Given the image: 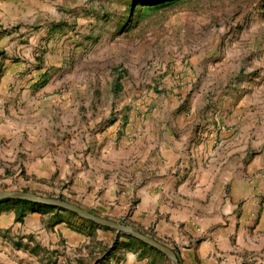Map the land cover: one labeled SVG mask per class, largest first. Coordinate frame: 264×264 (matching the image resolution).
Instances as JSON below:
<instances>
[{"label":"rangeland","instance_id":"374dc122","mask_svg":"<svg viewBox=\"0 0 264 264\" xmlns=\"http://www.w3.org/2000/svg\"><path fill=\"white\" fill-rule=\"evenodd\" d=\"M9 1L0 0V98L6 107L24 91L44 88V98L70 111L78 108L75 134L89 136L91 143L98 135H193L206 163L227 158V151L245 144L251 154L236 151L232 160L243 164L264 151V0H73L51 23L40 21V11L9 10ZM62 39L71 53L61 66L54 65L50 48L55 51ZM63 68L69 74L56 80ZM10 114L8 109L4 116ZM45 114L54 116L47 109ZM60 129L55 133L62 134ZM184 164L174 167L177 187L189 174L182 171ZM240 172L253 185L264 176V168L248 172L240 167ZM67 185L51 183L47 190L0 186V192L71 202L64 192ZM137 204L133 201L119 217L90 212L133 228L131 211ZM35 206L5 199L0 216L14 211L16 221L23 222L30 213H45L51 215V228L67 223L90 238L76 252L49 256L46 264H58L59 258L60 264H120L128 253L149 257L151 264H172L126 234L63 209ZM191 222L197 226L199 217ZM138 232L154 239L147 231ZM12 244L44 253L33 239Z\"/></svg>","mask_w":264,"mask_h":264},{"label":"crops","instance_id":"0c3cea01","mask_svg":"<svg viewBox=\"0 0 264 264\" xmlns=\"http://www.w3.org/2000/svg\"><path fill=\"white\" fill-rule=\"evenodd\" d=\"M7 4L11 11H40V21L51 23L52 16L73 6V0H11ZM67 43L62 39L55 51L50 48L54 65L61 66L71 53ZM65 74L68 68L56 80ZM45 90L28 89L10 107L0 98V186L47 190L51 183L55 188L68 183L64 192L73 199L71 203L109 217L123 215L137 201L130 225L174 249L180 264L264 263V176L254 185L240 176V167L248 172L264 168V151L243 164L232 160L236 151L251 154L245 144L228 149L227 158L223 155L206 163L204 151L195 149L193 135H98L91 143L89 136L75 134L78 108L70 111L52 97L44 98ZM8 109L9 118L4 116ZM46 109L54 116L45 114ZM59 127L71 135L55 133ZM190 157L197 159L192 162ZM177 163H185L182 171L189 173L178 187ZM196 216L197 226L191 222ZM50 218L33 212L17 222L14 211L1 215L0 247L1 243L5 247L0 249V264H46L49 256L55 259L60 251L70 254L90 244L86 233L75 226L57 222L51 228ZM18 239L35 240L44 253L13 247L12 241ZM151 260L128 253L120 264H151Z\"/></svg>","mask_w":264,"mask_h":264},{"label":"water","instance_id":"95a60500","mask_svg":"<svg viewBox=\"0 0 264 264\" xmlns=\"http://www.w3.org/2000/svg\"><path fill=\"white\" fill-rule=\"evenodd\" d=\"M5 199H17L38 205L55 207L72 212L84 220L93 222L104 228L115 230L118 234H126L136 240H139L144 244L152 247L153 249L161 252L164 256H166L170 260L172 264H180V260L177 254L175 253V251L172 248L166 246L165 244H162L161 242L153 239L152 237L134 230L130 226H126L121 223L114 222L110 219L100 217L71 202L63 201L59 199H52L34 193L23 192V191L0 192V201Z\"/></svg>","mask_w":264,"mask_h":264},{"label":"trees","instance_id":"16d2710c","mask_svg":"<svg viewBox=\"0 0 264 264\" xmlns=\"http://www.w3.org/2000/svg\"><path fill=\"white\" fill-rule=\"evenodd\" d=\"M19 202H20L21 204H30V205H32V203L27 202V201L19 200ZM35 205H37V206H41V205H38V204H34V206H35ZM35 207H36V206H35Z\"/></svg>","mask_w":264,"mask_h":264}]
</instances>
